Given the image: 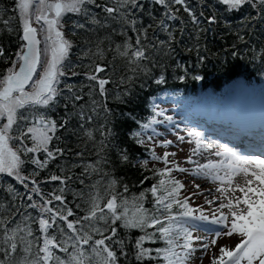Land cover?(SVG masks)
Listing matches in <instances>:
<instances>
[{"label":"snow or ice","instance_id":"1","mask_svg":"<svg viewBox=\"0 0 264 264\" xmlns=\"http://www.w3.org/2000/svg\"><path fill=\"white\" fill-rule=\"evenodd\" d=\"M216 2L228 12L249 6L255 12V15L247 17L249 23L257 18L264 19V0ZM151 3L162 7L164 12L159 19L148 12L151 22L145 24L137 16V11L143 13L145 7L140 0H111V5L99 4L97 0H12L11 11L18 13V39L21 43L14 58L5 59L10 66L0 73V174L13 178L26 192L21 194L9 186L10 205L0 206V264H119L120 257L127 259L128 253L125 242L117 239L118 227L141 231L142 235L134 243L135 260L141 264L145 260L189 264L196 251L195 242L202 240V237L193 235V230L201 227L214 232L211 246H216V238L221 236L238 238L234 247L220 246L219 254H213L211 264H264V158L241 155L228 144L216 141L214 143L221 150L213 154L220 159L199 164L193 160V156L198 155L202 147L201 133L195 129L188 131V136L196 138V148L192 149V155L185 161L195 165L191 174L218 182L216 191L223 198L209 214H205L202 207L194 208L190 203L192 197L202 194L199 191L181 199V190L185 185L171 174L173 171L189 172V169L174 162L172 167H167L170 163L168 157L175 156V153L165 152L161 157L149 150L151 158L162 160L166 167L151 170L161 179L131 199L116 191L118 181L109 178L108 173L103 171L104 166L109 164L107 150L112 146V129L106 123L101 124L96 129L101 139L96 142L93 131L85 125L91 124L101 112L106 120L112 113L107 105L110 90L106 86L115 84L117 88L122 87L114 99L120 104H127L135 97L137 81H140L141 88L145 86L146 78H151L157 86L166 85L164 71L152 76L151 69L160 66L157 57L172 58L176 52L174 45L182 42L175 35L178 30L182 37L185 31V21L179 15L181 10L195 26L196 33L208 30L199 27L201 18L206 19L209 25L217 22L214 13L205 17L201 11L197 16L188 0H151ZM89 5L101 9L106 14L104 18L92 14ZM201 7L211 5L201 0ZM69 14L84 17V22H73V29L91 30L90 25L95 29H108L109 21H115L122 30L118 32L112 28V33L125 38L115 47L110 42L107 49L102 47L103 39L97 40L95 51L88 48L83 52V57L91 63L82 65L86 69L83 73L77 72L74 69L78 65L69 62L73 43L64 32V18ZM16 18V15H12L4 19L0 15V23L9 34L14 31L11 24ZM169 21H179L178 29L173 28ZM129 30L135 34L134 38L127 34ZM157 32L165 33L166 39L156 37ZM195 38L199 39L198 36ZM104 39L110 41V37ZM239 39L243 41V36ZM107 52L114 53L113 60L98 63L106 60ZM233 56H236L235 52ZM4 57L5 48L0 46V58ZM116 60L123 61V64H116ZM199 60L203 62L204 57L200 56ZM108 72L111 75H101ZM117 72L121 73L118 82L113 80ZM186 74L187 69L185 75L178 77L179 80L183 81ZM79 75L89 82L87 92L83 88L77 90L71 84H65L63 89L60 87L61 78ZM193 79L199 81L202 77L194 75ZM97 95L101 99H96ZM61 99L65 116L57 121L48 115V110ZM153 110L155 115L147 123L137 121L142 130L164 122L155 118L164 115L163 111H157L155 105ZM72 115L79 118L78 131L87 138L85 143L93 141L97 157L93 163L87 164H77L73 159L74 167H83L80 183L84 184L85 179L94 173L100 176L90 185L87 209L84 215L78 217L65 202L66 188L59 189V194H45L39 186L41 182L35 179L39 174L35 169L42 170L58 158L68 156L83 160L86 149L73 152L71 148L50 146L54 140L60 139L57 135L60 130H68ZM165 119L169 123L172 121V117ZM152 133L158 134L155 128H152ZM142 135V131L132 134L137 144L145 143ZM153 135L147 139L151 141ZM178 139L183 141L184 137L179 136ZM171 143L166 140L159 146L167 147ZM206 147L210 148L211 144ZM37 154L44 158L40 159ZM120 159L124 163L129 162L127 150L120 151ZM26 164L35 166L33 172L27 175L24 174ZM147 165V160L140 161L141 168L150 170ZM238 176H242V183L236 182ZM49 179L66 185L72 176L52 175ZM149 179L151 177L145 176L140 184ZM122 187L124 193L129 191L127 184ZM195 187L199 189L200 186L197 184ZM148 193L152 197V210L144 206ZM76 195L83 198L84 193L81 191ZM18 196L21 199L26 197L29 203L26 206L15 204ZM54 201L59 202V206L54 205ZM214 202L206 200L209 205ZM28 209L34 210L37 215L33 216ZM33 223L38 225V236L31 227ZM206 224L219 225L226 231L207 228ZM157 240L163 241L165 247L150 249L144 246L146 241L155 243ZM114 245L119 246V255ZM200 247L207 251L210 245L201 243Z\"/></svg>","mask_w":264,"mask_h":264},{"label":"trees","instance_id":"2","mask_svg":"<svg viewBox=\"0 0 264 264\" xmlns=\"http://www.w3.org/2000/svg\"><path fill=\"white\" fill-rule=\"evenodd\" d=\"M145 6L143 13L137 11V16L146 24L151 22L148 12H152L158 19L164 12V9L159 5L151 3V0H140ZM205 4H210L211 7H201V0H188L189 5L192 6L193 11L197 16L201 11L204 12L205 17L212 15L213 13L217 17L215 24L209 25L207 20L201 18L200 28L208 29L207 31H201L196 33L194 31L195 26L190 22L186 13L181 12L179 15L185 21V31L181 37V33L177 30L175 35L177 38H181L180 44L174 45L176 52L172 58H164L163 56L157 57L158 67L151 69L152 76L158 75L161 71L167 79L166 85L157 86L152 83L151 78H146L145 86L140 87V81H137L134 88L135 97L127 104H120L114 99L118 91H122L121 88H117L115 84H109L106 87L109 88V99L107 105L112 109V113L105 119V114H101L94 118L91 124L86 123V127L93 131L95 141L98 142L101 137L96 129L101 124H107L112 129L113 136L111 137V145L107 150V156L109 164L104 166L103 171L108 173L109 178H115L118 181L116 191L121 192L125 197L131 199L147 188H150L153 184H156L161 177L154 175L153 171L156 169H164L163 166H158L151 158V152L153 147L147 141V130H142L137 123H147L154 115L153 106L155 105L152 99H164L167 95L172 97H180L183 100H200L203 92L210 89L214 98H218L221 95L222 89L231 80H242L245 84H251L252 81L264 86V19L257 18L256 21L249 23L247 17L255 15V12L246 6L243 9L235 12H228L224 6L217 4L216 0H204ZM99 4L108 3L111 5V0H97ZM13 7L12 0H0V15L4 19L9 16L16 15L17 18L12 21L11 27L14 31L9 34L7 29L0 23V46L5 48V57L0 58V73L10 66V63H6L5 59L14 58V53L18 50L21 43L18 39L19 36V20L18 13L14 14L11 9ZM179 7V6H176ZM92 14H98L99 18L103 19L106 15L101 9L96 8L93 5H89ZM74 21L84 22V17L79 15L69 14L64 18V32L66 37L72 41L73 48L71 49L69 62L73 65H78L74 70L80 73L86 71L82 65L91 63L87 58L83 57V52L88 48H92L95 51V43L97 40H104L102 47L108 48L111 42L112 47L116 44H120L124 40V36L116 35L112 33V28L121 31V27L115 21H109L110 27L108 29H95L93 26H89L91 30L73 29L72 24ZM173 28L178 29L179 21L168 22ZM75 31V35H73ZM129 36H133L130 30L127 33ZM152 35L151 30L149 36ZM198 36L197 40L195 37ZM243 36V41L239 39ZM110 37V41L104 39ZM156 37L159 39H166V34L163 32H157ZM198 46V50H197ZM191 48V51L188 49ZM233 52L236 56H233ZM114 53L107 52L105 61H97L98 63H106L113 60ZM203 56V62H200L199 57ZM116 64L122 65L123 61L116 60ZM185 69L187 74L183 81L179 80L180 75H185ZM101 75H111L110 72L103 73ZM120 72L113 75V80H119ZM194 75H200L201 80L197 81L193 79ZM89 82L83 75L79 76H67L61 78L60 87L63 89L65 84H71L75 89L79 90L83 88L84 92L88 91L86 85ZM65 94L66 90H65ZM87 100V97H85ZM96 99H101L98 95ZM43 111V110H42ZM71 113V109H69ZM130 114V116L128 115ZM48 115L53 119L60 121L65 116V109L63 107V100H58L56 106L48 110ZM157 117V116H156ZM155 117V118H156ZM79 118L75 115L71 116L68 124V130H60L57 135L60 136L59 140H54L51 147L71 148L73 152L84 150L85 156L81 161L78 158L61 157L55 161H52L48 166L42 170L35 169L34 165L26 164L24 166V174L37 171L39 174L35 176V179L40 181V187L42 191L47 194L55 192L59 194V189L66 188L64 192L65 202L69 208H72L76 216L84 215L87 209V199L89 192L91 191L90 185L100 179V176L95 173L85 179V183L81 184L80 179L83 167H74L73 159L77 164L93 163L96 160L94 154L93 141H87V138L83 136V133L78 131ZM142 131V139L145 141L143 145L136 143V138L132 136L133 133ZM127 150V154L130 158L128 163H124L120 159V151ZM92 153V154H90ZM40 159H43V155L37 154ZM147 160V168L145 170L140 167V161ZM135 165V167H133ZM52 175L57 176H72V179L67 181L66 185H62L60 181H52L49 178ZM151 177L146 180L144 184H140V181L145 177ZM107 179V178H106ZM123 184H127L129 191L123 192ZM9 186H12L19 193L23 194L26 190L16 182L13 178L4 174H0V206L8 207L11 202V194L8 192ZM31 187V185H30ZM83 191L84 196L80 198L76 194ZM102 191V190H101ZM163 194V193H161ZM38 199V198H36ZM107 197H105V200ZM105 201H101L104 203ZM29 203L26 197L21 199L17 197L15 204L26 206ZM54 205L59 206V202L54 201ZM80 205V208H77ZM144 206L149 210L153 209L151 194H147V199L144 201ZM23 211V207L21 208ZM33 216L37 215L32 209H28ZM2 214V213H0ZM74 217H70L73 219ZM35 235H39L37 231L38 225L31 224ZM148 231H152L148 229ZM142 235L138 229H117V239L125 242V251L128 253L127 259L120 257L119 264H141L135 260L134 243L138 236ZM145 247L154 249L165 247L163 241L157 240L155 243L151 241L145 242ZM117 254L119 255V246H115ZM154 255V253H153ZM143 264H163V261L159 260H145Z\"/></svg>","mask_w":264,"mask_h":264},{"label":"rangeland","instance_id":"3","mask_svg":"<svg viewBox=\"0 0 264 264\" xmlns=\"http://www.w3.org/2000/svg\"><path fill=\"white\" fill-rule=\"evenodd\" d=\"M233 82L239 83V81ZM236 87L237 89H230L229 87H226L224 89L223 96L220 98V100L217 101H214L212 99L213 97L211 96V94L207 92V94L205 93L202 97V104L210 103L215 105H221V107H224L223 104H227L224 107L225 110L229 108L241 110L245 109V111L250 112L252 114L258 113V111H260L258 115L259 117H262L261 119L263 120L264 87H261L257 84H252L251 86H248L247 89L251 91V93H248L247 89L245 90V94L247 97L246 101L242 99V92L240 88H238V86ZM153 103L158 105L157 111L162 110L164 113V115L157 116L156 119L164 122L152 125V128L156 129V133H158L157 135H153L152 128L148 129L146 135L147 137L149 135H153V139L151 141L147 139V141L153 147V151L157 156L162 157L165 152L176 154L175 156L168 157L170 163L167 165V167H172V162H174L176 164H179L181 167L189 169V172L180 173L177 171H173L171 174L173 177L179 179L185 185V188L181 190V199L184 196H190L193 192L199 191L202 194L192 197L190 203L194 208L202 207L205 211V214H209L218 206V204L223 198L221 197V194L216 191V188L219 186L218 182H213L209 179L191 174V170L195 167V165L186 163L185 161L188 156L192 155V149L196 148V138L188 136L187 133L188 131L193 129L201 133L200 140L202 142V147L200 149L199 154L193 156V160L199 164L206 163L208 160L215 161L220 159V157H217L213 154L216 151L221 150L219 145L214 142L219 141V144L228 145L230 143L218 137L221 134L220 131L211 133L210 130H214H212V128L209 130L208 126L205 125L203 119H199L198 116L195 117V114L198 113L199 110L196 109L197 105H195L193 102L184 103L180 99H173L167 97L164 100L153 101ZM189 109L193 110L190 111ZM165 117H172L171 123H169L165 119ZM254 135L258 136L259 132L255 131ZM179 136H183L184 140L180 141L178 139ZM166 140L171 141L172 143L167 147L159 146L161 142ZM189 141H191V143H189ZM209 144H211V147H206ZM229 146L232 147L231 145ZM235 149L241 155L257 156L255 154L242 153L241 149ZM155 163L158 166H163L164 168L166 167L162 160L156 161ZM197 184L200 186L199 189H196L195 187V185ZM206 200H214L215 202L209 205L206 203ZM205 227L220 231H226V229H223L219 225L206 224ZM193 235L202 237V240L195 242L194 247L196 248V251L193 254L191 260L189 261V264H211L212 256L213 254H219L218 250L220 246L234 247L235 243L238 242V238L236 237L221 236L216 238L217 245L211 246L210 242L213 238H215L214 232L205 231L203 227L193 230ZM201 243H209V249L207 251L202 249L200 247Z\"/></svg>","mask_w":264,"mask_h":264},{"label":"bare ground","instance_id":"4","mask_svg":"<svg viewBox=\"0 0 264 264\" xmlns=\"http://www.w3.org/2000/svg\"><path fill=\"white\" fill-rule=\"evenodd\" d=\"M236 86H238V88H240V90H241V92H242V99L243 100H247V97H246V94H245V90L247 89V87H245L242 83H234V82H232V83H230L229 84V88L231 89V88H235V89H237V87ZM248 90V89H247ZM248 93H251V91H249L248 90ZM249 101V100H248ZM208 104V106L209 107H211V108H209V109H212V107H215V108H218V109H220L221 108V106H218V105H212V104H210V103H207ZM224 105V107L227 105V104H223ZM237 108V107H236ZM226 110H229L230 112H232V111H237V112H240V111H244L243 109L241 110V109H233V108H229V109H226ZM218 111H210L209 113H208V115H207V117H209V115H211V114H215V115H218ZM242 140H243V138H241ZM258 140V139H257ZM248 143H253V141L252 140H249L248 141ZM244 144V143H243ZM257 155H259L261 158H264V155L262 154V153H257ZM236 182H238V183H242L243 182V178H242V176H238L237 178H236Z\"/></svg>","mask_w":264,"mask_h":264}]
</instances>
